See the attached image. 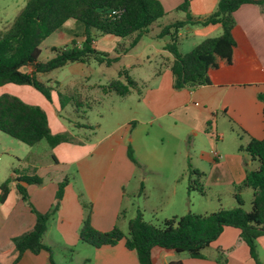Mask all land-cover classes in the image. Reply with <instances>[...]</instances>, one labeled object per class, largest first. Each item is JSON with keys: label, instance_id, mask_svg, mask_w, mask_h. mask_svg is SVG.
<instances>
[{"label": "crops", "instance_id": "1", "mask_svg": "<svg viewBox=\"0 0 264 264\" xmlns=\"http://www.w3.org/2000/svg\"><path fill=\"white\" fill-rule=\"evenodd\" d=\"M159 1L166 12L163 19L177 13L183 14L182 19L177 21L186 18L185 13L178 11L185 0ZM188 1L191 15L198 19L210 16L219 3V0ZM234 18L248 50V56L242 63L212 71L209 74L210 85L193 90H175L169 68L173 56L165 50L169 42V37H165L168 40L157 52L168 56L162 55L163 63L156 69L154 83L137 82L140 99L130 119V128L125 126L123 131H112L99 142L77 140L51 149V158L55 156L57 162L52 158V165L47 169H75L76 175L74 181L69 180L61 207L51 218L43 238L52 253L43 251L34 255L26 252L17 264H52L51 258L54 264H73L69 256L56 257L57 250L68 254L77 250L83 254L84 264H139L136 253L128 250L124 242L114 247L94 248L80 241L79 232L85 217L83 203L92 207L91 223L96 230L107 233L117 226L123 231L131 220L125 216L124 201L127 187L133 182L142 189L141 193L148 202L152 196L147 180L154 179L152 189L157 191L159 205L151 211L156 215L163 214L162 206L173 205L176 210L177 205L183 204L184 196L189 194L187 180L190 169L203 174L200 179L203 191L208 185L236 187L243 182L246 170H253L255 162L240 152L239 147L247 145L251 138H264V104L258 99L260 94H264V5H243L235 12ZM169 24H160L155 38L160 39L162 28ZM221 32L220 25L185 26L178 32L179 44L188 35L204 40L215 33L219 36ZM98 38L94 42L96 48L100 50L102 41H106L110 43L108 50L102 48L108 52H114L121 41L112 36L98 35ZM80 39L83 41V36ZM72 40L67 41L66 46ZM79 40L77 42L80 44ZM141 85L145 86V90L140 89ZM51 98L46 103L40 98L33 102L47 113L53 134L69 132L56 118L61 107L53 100L54 95ZM224 119L231 124V132L236 135V140L228 138L227 133L220 130ZM209 123L211 125L208 127ZM200 141H204L210 150L199 149L197 144ZM129 145L138 166L128 158ZM11 171L8 179L24 177L14 175L13 169ZM35 176L39 177L38 174ZM8 179L0 178V185ZM16 185L17 181L11 183L6 202L0 203L3 218L15 224L14 237L34 228L36 216L29 214L28 205L39 213L49 212L55 203L58 188V184L52 188L44 183L41 186L23 184L29 194V202H26L18 194ZM138 210L145 218L147 209L139 207ZM257 244L260 262L264 264V236L258 239ZM14 249L7 248L3 252H14ZM15 253L11 260L17 257ZM204 255L205 259L200 260L188 254L155 248L152 260L154 264L177 261L183 264H255L247 245L240 238L239 230L230 227L224 229L219 239L204 251Z\"/></svg>", "mask_w": 264, "mask_h": 264}, {"label": "trees", "instance_id": "2", "mask_svg": "<svg viewBox=\"0 0 264 264\" xmlns=\"http://www.w3.org/2000/svg\"><path fill=\"white\" fill-rule=\"evenodd\" d=\"M247 4L262 6L264 0H219L217 9L203 19L191 15L188 0L178 8V11L186 14V18L164 26L159 35V38L169 37L165 50L173 56L169 68L173 74L175 90H193L210 85L209 74L212 71L237 66L247 58L248 50L234 18L235 12ZM165 16V9L159 0H28L8 32L0 37V87L10 84L32 86L51 101L52 88L40 82L39 75L71 63L88 64L92 60L110 67L118 63L121 56L137 47L142 38L150 33L152 26ZM70 21L83 29V41L79 44L72 40L71 44L63 48H54L56 56L41 63L42 43L52 34L61 31ZM215 25L222 28L219 36L204 39L187 54L180 52L178 32L181 28ZM98 35L121 40L114 50L116 56L111 57L96 49L94 42ZM27 68L31 71H26ZM56 86L59 88L60 83L56 82ZM138 86L124 69L118 73L117 79L111 81L109 89L118 96L126 97ZM58 97L62 111L73 102L82 103L85 100L82 95H64L61 92H58ZM258 99L264 104V94H260ZM78 127L92 130L88 124L79 123ZM0 132L29 147L46 142L54 149L60 144L74 142L69 132L52 133L45 110L11 94L0 95ZM239 151L247 154L251 161L257 162L258 168L247 169L243 182L236 187V207L203 215L188 212L183 216L166 219L160 225L147 222L138 210L136 217L128 222L126 235L117 226L107 233L96 230L91 223L92 207L83 203L85 217L79 232L80 241L94 248L114 247L124 242L128 250L136 253L139 264H154L152 251L155 248L186 253L193 259L201 260L205 259L204 251L219 239L225 228L230 227L239 230L251 259L255 264H261L257 241L264 236V138H251L247 145L239 147ZM127 155L133 164L139 165L130 145ZM53 159L57 162L55 156ZM17 173L13 169V174ZM202 177V173L190 169L189 192L197 191L204 195L200 182ZM13 181H17V192L26 202H29V194L23 184H43V180L37 176L8 179L0 185L1 204L6 202ZM68 184V179L58 184L55 203L49 212L42 214L32 207L36 216L34 228L14 239L16 263L26 252L34 255L43 251L52 253L43 238L51 218L61 207ZM245 189L253 192L250 211L243 208L245 203L241 193ZM51 263L54 264L52 258ZM170 264L183 263L177 261Z\"/></svg>", "mask_w": 264, "mask_h": 264}, {"label": "rangeland", "instance_id": "3", "mask_svg": "<svg viewBox=\"0 0 264 264\" xmlns=\"http://www.w3.org/2000/svg\"><path fill=\"white\" fill-rule=\"evenodd\" d=\"M27 2L28 0H0V37L8 32L16 17L25 8ZM182 16V13L172 14L156 22L151 28L150 35L143 37L141 43L128 56L122 57L118 63L110 67L105 63L100 64L97 60H92L88 64L71 63L63 68L38 76L40 82L52 88L50 91L51 95L55 96L53 100L58 105H60L58 92L64 95H82L85 98L82 103L73 102L69 104L56 117L69 129V133L74 141L83 140L95 143L106 138L112 131L120 132L124 130L125 126L128 128L131 127L130 119L134 116V111L137 110L140 95L137 90H134L128 97L118 96L116 93L110 91V83L112 80L118 78V73L121 70L126 69L132 80L138 83L145 82L147 84H153L156 69L163 63L162 55L168 56V54H160L157 52V49L161 48L166 40H168L167 38H155V35L159 33L158 26L180 20ZM82 34L83 29L77 27L76 24L70 21L61 31L52 34L42 43V53L39 61L41 63L48 62L56 56V53L53 51L54 48L65 47L67 41L71 39L78 41ZM217 36L218 34L215 33L212 37ZM95 40H99L98 36H96ZM81 41L80 39L79 42L81 43ZM202 41L203 38L201 37L193 35L185 36L180 41V52L187 54ZM109 46L110 43L102 41L100 50L96 49L100 52L110 54L111 57L116 56L114 52L106 51ZM95 47L97 46L95 45ZM102 47H106V50ZM137 64L140 65L137 66ZM26 71L30 72L31 69L27 68ZM56 82L60 83L59 88H57ZM141 87L142 85L140 89ZM142 90H145V86L142 87ZM2 94L15 95L34 106H38L33 102L38 98L40 100L42 99L44 103L49 102L46 97L32 86L5 85L0 87V95ZM86 98L88 99L86 100ZM79 123L88 124L94 127V129L87 130L80 128L78 127ZM231 129L232 126L227 120L224 119V121H221L220 130L226 132L228 138L236 140L237 137L231 132ZM129 140L130 135H128ZM206 145L204 141H200L197 147L209 151L210 149ZM50 152L51 148L46 142L29 147L0 132V178L6 177L8 179L12 173L11 170L16 169L18 176L26 175L33 177L38 174L39 178L43 180L44 185L50 188L62 183L65 179L71 182L74 181L73 177L76 175L75 169L67 171L61 167L47 169L52 165L53 157L51 158ZM257 168L258 163L255 162L253 170ZM153 182H155L153 178L147 180L148 191L152 196L148 202L145 195L141 193L142 189H140L137 183L135 184L133 182L127 187V194L124 201L127 220L136 217L139 207L142 210L144 208L147 209L144 218L147 222L160 225L164 220L170 219L174 215H186L188 213L187 210L194 214L203 215L211 214L219 209H232L238 205L234 198L237 186L208 185L204 190V195L197 191H191L184 196L182 207L177 205L175 210L173 205L162 206L164 209L163 214L159 213V215H156L151 211L153 207L159 205L157 191L152 189ZM241 197L245 203L243 208L246 211H250L253 200L252 190H243ZM28 210L29 214L34 217L30 204L28 205ZM1 213L0 210V264H17L16 258L15 260H11L15 249L14 252L11 251L10 253L3 251L7 248H14V239L21 236H13L15 224L12 220L7 221L4 219ZM122 232L127 235L128 227H125ZM55 255L58 258L63 255L65 257L69 256L73 264H84L83 254L77 252V250L73 254L63 253L57 250Z\"/></svg>", "mask_w": 264, "mask_h": 264}]
</instances>
